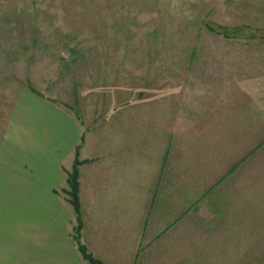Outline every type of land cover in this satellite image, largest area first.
Listing matches in <instances>:
<instances>
[{"label":"rangeland","instance_id":"rangeland-1","mask_svg":"<svg viewBox=\"0 0 264 264\" xmlns=\"http://www.w3.org/2000/svg\"><path fill=\"white\" fill-rule=\"evenodd\" d=\"M262 82L264 0H0V165L56 178L75 130L83 138L115 112L180 108L214 130L182 152L198 164L174 193L185 202L236 151L264 145V100L252 99ZM0 174L1 218L14 192L13 175Z\"/></svg>","mask_w":264,"mask_h":264},{"label":"crops","instance_id":"crops-1","mask_svg":"<svg viewBox=\"0 0 264 264\" xmlns=\"http://www.w3.org/2000/svg\"><path fill=\"white\" fill-rule=\"evenodd\" d=\"M259 87L252 94L257 103L264 100ZM34 101L55 112L47 100ZM179 111L115 112L106 130L83 138L75 130L79 139L53 166L56 178L40 176L31 163L3 162L0 171L13 175L7 181L14 203L1 209L0 264H87L73 237L75 213L65 191L76 146L80 241L102 264H264V212L254 200L263 191L264 145L250 155L245 147L236 151L233 162L180 202L174 193L197 164V156L182 152L197 150L204 133L214 130ZM241 156L248 160L240 162Z\"/></svg>","mask_w":264,"mask_h":264},{"label":"trees","instance_id":"trees-1","mask_svg":"<svg viewBox=\"0 0 264 264\" xmlns=\"http://www.w3.org/2000/svg\"><path fill=\"white\" fill-rule=\"evenodd\" d=\"M208 31H214L212 27L207 25ZM226 34V33H224ZM78 149L79 147L76 146L75 148V155H77L76 158H74L71 170L67 172L66 175V183H67V189L65 190L69 202L73 207L74 213H75V219H76V225L74 227V240L77 244L78 251L81 255V257L87 262V264H102V262L95 258L82 244L79 240L80 230L82 228L83 222H82V216H81V206L79 202V165L82 163V160L78 159Z\"/></svg>","mask_w":264,"mask_h":264}]
</instances>
